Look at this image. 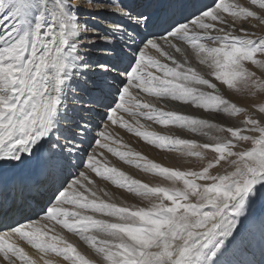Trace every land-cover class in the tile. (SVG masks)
Returning <instances> with one entry per match:
<instances>
[{"label":"snow or ice","instance_id":"6c2138e0","mask_svg":"<svg viewBox=\"0 0 264 264\" xmlns=\"http://www.w3.org/2000/svg\"><path fill=\"white\" fill-rule=\"evenodd\" d=\"M246 24L264 0H0V264H264V35ZM93 174L147 206L102 197Z\"/></svg>","mask_w":264,"mask_h":264},{"label":"bare ground","instance_id":"6f19581e","mask_svg":"<svg viewBox=\"0 0 264 264\" xmlns=\"http://www.w3.org/2000/svg\"><path fill=\"white\" fill-rule=\"evenodd\" d=\"M208 2H211V0H208ZM258 35H259V33H258ZM182 47H185V46L182 45ZM187 52H188L189 60L192 64V66L197 67L198 70H200L201 66L198 65V61H196L194 56L191 55V50L187 49ZM147 99L149 102H153V103L155 102L152 98H147ZM157 107H163L166 111L167 110H178V111L185 113V114H196V110H194L193 108L188 107V106H180V105L165 106L163 104H157ZM125 119L131 120V117H128L127 115H125ZM141 122L148 125L150 130L156 131V132L161 133V134L177 135V136H180L181 138H192L191 134L187 133L185 130L176 129V128L165 129L162 126L152 124L151 122H147V121H143V120ZM153 127H156V129L153 130ZM108 131L112 137H114L118 140H121L124 144L130 145L133 150L141 152L143 155L147 156L149 159L154 160L155 162L160 163L166 167L179 168L181 170L190 169L189 168L190 166L184 165V164H187L185 162L187 160L192 165H197V161L195 160V158L181 157V155L176 154L175 151L168 152V151H163V150L157 149L154 146L148 145L147 143L143 142L140 138L136 137L135 135L128 133L126 130L120 128L118 125H116V126L110 125ZM124 137L129 140L128 143H126L127 141L126 142L124 141ZM197 139L203 140V138H198V137H197ZM103 153H104L103 157H99L100 159H102L104 162L108 163L109 166L119 168L120 170L127 173L126 170L118 167L114 163L115 160L120 161L117 157L113 156L111 153H108L106 150H103ZM112 159H115V160L113 161ZM122 163H124V162H122ZM124 165H126L129 170H132L136 174L141 175L140 172H138L135 167L130 166V165L125 164V163H124ZM127 174L138 179L135 175H131L129 173H127ZM148 175H144V177L148 178ZM149 176L151 178H153L152 179L153 181H157L156 182L157 184L166 183L165 181H163L159 177H154L151 175H149ZM93 177L96 180V188H97L98 194L101 195L102 197H103L104 192H107L109 189L112 192H109L108 194H109V196H111L112 200L116 203H119L122 205H128V206H147V201H141L138 197H135V196L131 195L130 193L125 192L122 189H117L110 182L103 181L100 178L95 177L94 174H93ZM115 195H118V196L115 197ZM104 198L107 199L108 197H104ZM65 235L71 242H73L74 244H76L78 246V248L80 249L81 252H83L89 256L93 255L91 250L82 241H80L78 237L73 236L71 234H67V233H65ZM26 250L29 251V253L31 255H33L34 257L36 256L35 250L30 249V247H26Z\"/></svg>","mask_w":264,"mask_h":264},{"label":"rangeland","instance_id":"374dc122","mask_svg":"<svg viewBox=\"0 0 264 264\" xmlns=\"http://www.w3.org/2000/svg\"><path fill=\"white\" fill-rule=\"evenodd\" d=\"M253 24H257V22L256 21H253ZM245 27H248L249 28V30L250 31H255V33H256V35L257 36H260V35H264V25H259V26H257V27H255V28H253L251 25H245ZM258 33H259V35H258ZM156 129V127H153V130H155ZM126 139V140H125ZM124 141L126 142V143H128L129 142V140L127 139V138H125L124 137ZM176 154H178V155H181L180 153H178V152H176ZM181 157H185V156H183V155H181ZM113 161L115 160V159H112ZM184 160V159H183ZM187 164H184V165H188V166H190L189 168H191V169H197L198 168V162H197V165H192L188 160L187 161H185ZM114 163L118 166V167H120V168H122V169H124V170H126L127 171V173H129V174H131V175H135L138 179H140V180H142V181H144V182H147V183H151V184H157L156 182L157 181H153L152 179L153 178H151L148 174H145L144 172H142V171H140L139 169H137V171L138 172H140V174L141 175H139V174H136L134 171H132V170H129L128 168H127V166L126 165H124V163H122L121 161H117V160H115L114 161ZM123 164V165H122ZM121 165V166H120ZM187 166V167H188ZM133 174H132V173ZM144 175H148V178L147 177H144ZM109 192H112L111 190H109L108 189V191H107V193H109ZM118 195H115V197H117Z\"/></svg>","mask_w":264,"mask_h":264}]
</instances>
